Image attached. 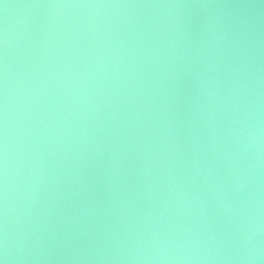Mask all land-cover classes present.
Returning <instances> with one entry per match:
<instances>
[{
  "label": "clouds",
  "instance_id": "1",
  "mask_svg": "<svg viewBox=\"0 0 264 264\" xmlns=\"http://www.w3.org/2000/svg\"><path fill=\"white\" fill-rule=\"evenodd\" d=\"M0 264H264V0H0Z\"/></svg>",
  "mask_w": 264,
  "mask_h": 264
}]
</instances>
